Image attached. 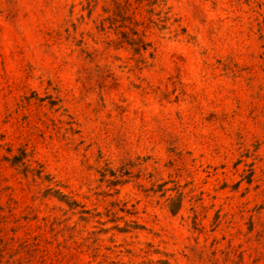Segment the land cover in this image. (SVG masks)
I'll return each mask as SVG.
<instances>
[{"label": "rangeland", "instance_id": "obj_1", "mask_svg": "<svg viewBox=\"0 0 264 264\" xmlns=\"http://www.w3.org/2000/svg\"><path fill=\"white\" fill-rule=\"evenodd\" d=\"M0 264H264V0H0Z\"/></svg>", "mask_w": 264, "mask_h": 264}]
</instances>
